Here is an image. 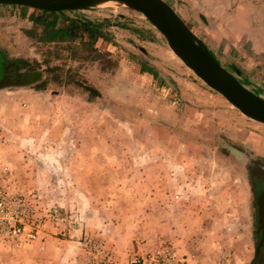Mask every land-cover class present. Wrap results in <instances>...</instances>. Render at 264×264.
I'll use <instances>...</instances> for the list:
<instances>
[{
	"label": "rangeland",
	"instance_id": "obj_1",
	"mask_svg": "<svg viewBox=\"0 0 264 264\" xmlns=\"http://www.w3.org/2000/svg\"><path fill=\"white\" fill-rule=\"evenodd\" d=\"M166 1L264 98V0ZM67 14L108 21L96 45L116 66L66 49L49 59L53 45L0 6V187L29 201L38 230L17 243L0 234V264H134L165 246L183 264H257L264 124L206 85L141 13L106 2ZM50 65L62 83L48 73L32 87Z\"/></svg>",
	"mask_w": 264,
	"mask_h": 264
},
{
	"label": "water",
	"instance_id": "obj_2",
	"mask_svg": "<svg viewBox=\"0 0 264 264\" xmlns=\"http://www.w3.org/2000/svg\"><path fill=\"white\" fill-rule=\"evenodd\" d=\"M106 2L141 13L163 35L172 52L206 85L220 93L243 115L264 124V98L246 87L219 63L206 44L166 0H0V5L64 11L85 10ZM3 63L0 54V78ZM255 204L257 257L264 240V186L256 190Z\"/></svg>",
	"mask_w": 264,
	"mask_h": 264
},
{
	"label": "trees",
	"instance_id": "obj_3",
	"mask_svg": "<svg viewBox=\"0 0 264 264\" xmlns=\"http://www.w3.org/2000/svg\"><path fill=\"white\" fill-rule=\"evenodd\" d=\"M10 6L19 9L20 17H26L28 21H30V26L24 30L25 35L43 45H53L52 47L54 49H52V51L48 50L49 59L52 58L50 56L51 53H53V58H58L60 55L59 51L61 49H66L70 50L69 56L73 58H76L77 54L81 52L83 59H100L102 68L116 66V60L109 57V53L106 50L96 45L98 40L102 42L108 40V34L104 31L105 25L108 24L106 19L97 21L82 18L78 15L69 16L67 14L68 12H78L79 10L47 11L19 5ZM215 59L219 62L216 57ZM46 61L48 62L47 59ZM33 63L34 61H30L26 68L31 67ZM140 70L151 74L154 79L158 77L156 71L147 63H142ZM46 71L47 72H45L39 84L32 87L38 90L44 89L50 78H47L48 73H52L51 80L56 83H62L61 74L63 70L60 67L57 65H50L46 68ZM73 78L72 76L68 81L74 80ZM83 84L84 83L74 82V85L81 86L83 90H88V93L92 95L90 87Z\"/></svg>",
	"mask_w": 264,
	"mask_h": 264
},
{
	"label": "built area",
	"instance_id": "obj_4",
	"mask_svg": "<svg viewBox=\"0 0 264 264\" xmlns=\"http://www.w3.org/2000/svg\"><path fill=\"white\" fill-rule=\"evenodd\" d=\"M32 208L22 194H14L0 187V234L16 243L22 239H35L38 230L32 222ZM150 264H183V260L177 257L175 252L165 246L147 257L132 259V263L143 262Z\"/></svg>",
	"mask_w": 264,
	"mask_h": 264
},
{
	"label": "flooded vegetation",
	"instance_id": "obj_5",
	"mask_svg": "<svg viewBox=\"0 0 264 264\" xmlns=\"http://www.w3.org/2000/svg\"><path fill=\"white\" fill-rule=\"evenodd\" d=\"M4 67H5V63H3V66H2V76L0 78V81L4 78ZM255 175H256L257 179L264 181V172H262L261 170L257 169ZM255 206H256V204H255ZM259 250L260 251H259V253L257 255V261H258L257 264L259 263V261H261V258H264V240H263V243L261 244Z\"/></svg>",
	"mask_w": 264,
	"mask_h": 264
},
{
	"label": "crops",
	"instance_id": "obj_6",
	"mask_svg": "<svg viewBox=\"0 0 264 264\" xmlns=\"http://www.w3.org/2000/svg\"><path fill=\"white\" fill-rule=\"evenodd\" d=\"M0 6H9L10 7V5H0Z\"/></svg>",
	"mask_w": 264,
	"mask_h": 264
}]
</instances>
